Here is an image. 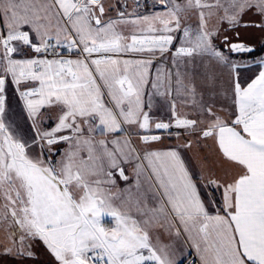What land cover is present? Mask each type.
Returning a JSON list of instances; mask_svg holds the SVG:
<instances>
[{
    "label": "snow or ice",
    "instance_id": "6c2138e0",
    "mask_svg": "<svg viewBox=\"0 0 264 264\" xmlns=\"http://www.w3.org/2000/svg\"><path fill=\"white\" fill-rule=\"evenodd\" d=\"M134 5L0 0V248L32 257L38 240L53 264H183L164 232L200 264H264V44L257 54L241 32L264 36V0ZM161 130L177 143L155 147ZM128 167L139 196L121 207Z\"/></svg>",
    "mask_w": 264,
    "mask_h": 264
},
{
    "label": "rangeland",
    "instance_id": "374dc122",
    "mask_svg": "<svg viewBox=\"0 0 264 264\" xmlns=\"http://www.w3.org/2000/svg\"><path fill=\"white\" fill-rule=\"evenodd\" d=\"M150 2V1H149ZM180 2H183V0H180ZM153 3L154 0H152V2L148 5V7L146 8V11L143 10H138V12L142 13V14H151L154 11H157L160 9V6L157 5L155 8L153 7ZM185 23L191 25V27L193 29H195L198 25V19L197 17L193 14V13H188V19L186 21H184ZM215 22V18H213L212 23ZM242 32V36L249 41L250 43H252L253 45L256 46L257 48V54H259L260 49H261V45L264 44V36H262L258 31L255 30H241ZM51 57V56H49ZM236 59H240L241 57H235ZM97 139H103V137L97 136ZM208 150V149H207ZM126 174L129 176V181L125 182L122 180H119L118 183V189H119V199H116L119 203L117 204V206H121V207H131L135 201V199L139 196V192H137L136 188L134 187L135 185V176L133 175L131 168L128 167L126 169ZM140 182L141 185L143 186L141 191L145 190L147 187V178L144 175L141 176L140 178ZM129 186L131 187V191H123L124 189L129 188ZM114 191H117V189H114ZM128 197H131V200H128ZM123 202V203H122ZM105 222L107 224V226L111 227V218H105ZM163 234H167L164 233ZM156 233L153 234V239L155 242V236ZM161 235V232L159 233V237ZM162 237H166V236H162ZM4 238V234L0 233V239ZM167 239V238H166ZM176 237L173 235L168 234V241L170 242L171 240V244L174 243ZM179 240L181 241L178 245L175 246L174 250L177 251H181L182 254L184 253V251H188L189 253H191V255H195L196 251L195 249L193 250V248L190 246V243H185L184 242V238H179ZM160 241H163V239L160 237ZM183 241V243H182ZM174 245V244H173ZM30 251L33 252V256L32 257H28L25 255H20L17 252H13V253H6L4 251L3 248H0V264H53V257H51V255L48 253L46 247L43 245L42 242L40 241H31L30 242ZM182 258H180V254L179 252H177V256L176 258L178 260H182L184 263H188L190 261L189 256H182ZM194 259L196 260V256H194ZM199 261V259H197Z\"/></svg>",
    "mask_w": 264,
    "mask_h": 264
},
{
    "label": "crops",
    "instance_id": "0c3cea01",
    "mask_svg": "<svg viewBox=\"0 0 264 264\" xmlns=\"http://www.w3.org/2000/svg\"><path fill=\"white\" fill-rule=\"evenodd\" d=\"M6 2H7V0H5V3ZM139 2H140V7L137 9V11L138 10H141V11L145 10V12H147L146 8L152 2V0H139ZM106 3H112V4H116L117 6H121L122 3H123V0H106ZM127 4H128V11H132V8L135 6L134 5V0H127ZM109 15L114 17L115 16V12L113 11V12L109 13ZM0 24H2V20H0ZM128 30L129 29H127V28L124 29L125 32H127ZM61 39H63V34H61ZM48 58H52V56L48 57ZM70 58H72V59L76 58L74 53L71 54ZM145 99L147 101V97ZM158 100H159V98H154V101H157V102L154 103V106H153L151 114L154 116L155 119L163 120V121L167 122L168 119H169V113L167 112L166 108H162V107L159 106ZM184 110H186V109H184ZM172 131H175V130L173 129ZM155 134H160L162 136L161 141L155 143V145H154L155 147L165 148V147H168V146H171V145H175L177 143V140H176L174 135H169L168 133L163 132L162 130L159 131V132H156ZM199 150L203 151V152H209L210 151L209 149L207 150V148H204L203 146H201V149H199ZM193 151L194 152L198 151V149H196L194 147ZM145 176L147 178V174H145ZM118 183H119V180H118ZM147 186H148V182H147ZM214 195H215V198L217 200L220 199V193L219 192H215ZM113 203L115 205H117L119 202L117 200H114ZM162 236H166V237H162ZM160 237L163 239V241H161L162 243L171 244V240H170V242L168 241V234H163V232H161ZM180 242L181 241L178 238H176L174 243H173L174 244V248ZM182 243H183V241H182ZM193 250H194V248H193ZM174 251H175L176 256H177V252H179L180 258L183 259L182 256H189L190 261H194V264H200V261L197 260V259H199V257L197 256L196 253H195V255H191V253H189L188 251H184L183 254H182L181 251H177V250H174ZM194 256H196V258H197L196 260L194 259ZM183 264H186V263L183 262Z\"/></svg>",
    "mask_w": 264,
    "mask_h": 264
},
{
    "label": "built area",
    "instance_id": "2783aa9c",
    "mask_svg": "<svg viewBox=\"0 0 264 264\" xmlns=\"http://www.w3.org/2000/svg\"><path fill=\"white\" fill-rule=\"evenodd\" d=\"M53 44H55V41H52ZM55 51L61 53L65 58H70L71 54L68 49L64 46L57 47ZM52 49H49V56H51Z\"/></svg>",
    "mask_w": 264,
    "mask_h": 264
}]
</instances>
